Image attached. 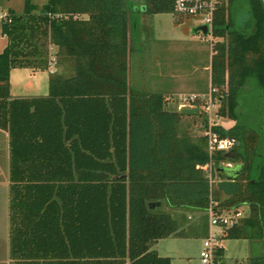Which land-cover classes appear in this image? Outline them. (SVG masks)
<instances>
[{
    "label": "trees",
    "instance_id": "16d2710c",
    "mask_svg": "<svg viewBox=\"0 0 264 264\" xmlns=\"http://www.w3.org/2000/svg\"><path fill=\"white\" fill-rule=\"evenodd\" d=\"M233 1L217 7L210 30V85L219 115L234 119L214 128L235 138L231 156L209 152L204 134L178 131L180 116L200 111L168 109L162 92L130 84L125 0L8 8L0 127L10 145V264H171L151 245L168 235L206 236L208 214L196 222L183 211L207 212L210 200L245 206L221 235L264 241V1L245 0L241 23ZM143 3L149 15L174 13L173 0ZM51 44L63 69L49 72L48 94L11 97V67L47 68ZM208 173L232 177L236 193L224 194ZM222 254L218 245L217 261ZM249 264H264V253Z\"/></svg>",
    "mask_w": 264,
    "mask_h": 264
},
{
    "label": "rangeland",
    "instance_id": "374dc122",
    "mask_svg": "<svg viewBox=\"0 0 264 264\" xmlns=\"http://www.w3.org/2000/svg\"><path fill=\"white\" fill-rule=\"evenodd\" d=\"M34 1L40 3L41 0ZM23 5L24 0H0V7H12L17 11L21 10ZM231 13L236 23L243 22L248 13L247 2L245 0H234L231 5ZM150 16L149 18H151ZM195 22L196 20L192 16H177L171 11L158 12L152 15V20L150 19L145 24V28L138 29L135 32L136 40L139 42L135 44L132 39L130 43L133 49L135 47V53L133 52L134 54L132 53L130 57V84L136 88L141 86L143 88L140 89L145 91L160 90L161 83L164 84V82L158 80L165 77L164 75H160L162 69L174 71L188 69L192 61L201 66V63L205 61L206 52L209 50V40L211 37H209V34L194 30L196 27ZM211 42H213V39H211ZM194 44L195 46L202 44L203 47L200 50L195 49ZM210 46L212 49V44ZM175 60L179 61L178 64L174 62ZM138 63L141 65L140 67H137ZM141 67L142 71L140 70ZM62 69L63 66L59 70ZM209 90L210 84L204 90H190L186 88L178 92H169L164 94V105L171 110L180 109L183 106H191V102L183 100L182 97L185 94L208 92ZM213 100L218 103L217 96ZM230 119L227 116L219 115L217 124L228 127V124L231 122ZM262 123L264 129V118ZM205 124V114L203 111H200L195 117L180 116L177 129L179 132L185 131L192 136H198L204 134ZM183 212L186 214L188 221L196 222L201 215L208 214L204 210H185ZM202 242L203 239L200 234L189 236L168 235L158 238L151 245V248L156 249L160 254L169 255L171 264H200L199 251L202 247ZM233 243V241L226 242L231 249L234 248ZM254 251L255 253H264V241L259 240L257 245L254 246Z\"/></svg>",
    "mask_w": 264,
    "mask_h": 264
},
{
    "label": "crops",
    "instance_id": "0c3cea01",
    "mask_svg": "<svg viewBox=\"0 0 264 264\" xmlns=\"http://www.w3.org/2000/svg\"><path fill=\"white\" fill-rule=\"evenodd\" d=\"M36 5H41L46 2V0H41L40 3L31 0ZM264 1V0H263ZM143 0H125V7L127 11V39L130 47L132 46L131 40L134 43L139 42L136 40L135 32L139 29L145 28V24L152 20V15L144 13L143 11ZM5 8V7H0ZM13 9L12 7H8ZM7 8V9H8ZM23 9V8H22ZM21 10H15L20 12ZM158 13V12H157ZM177 15V14H175ZM149 16L151 18H149ZM195 30V28H194ZM200 31V30H199ZM208 34V33H206ZM209 50H207L205 55V61L201 63V66L190 62L189 68L174 71L162 69L161 76L164 78H159L158 81H163L161 83L160 91L163 94L169 92H178L182 89L189 88L190 90H204L208 84H210L211 78V39L214 40L212 35H209ZM7 43V37L1 31V20H0V51ZM134 45V44H133ZM136 46V45H135ZM202 44H194L195 49H201ZM57 46L54 44L50 45V62L47 68H32L28 66H14L11 67L9 71V93L11 97H31V96H45L48 94V75L50 71L59 70L62 66L56 63L55 50ZM135 53L134 49L131 47L128 55V79H129V65L131 64V54ZM133 53V54H134ZM178 64L179 61H174ZM142 63V62H141ZM161 65V64H160ZM141 65L138 63L137 67ZM162 66V65H161ZM164 68V67H163ZM142 71V67L140 68ZM165 73V74H163ZM166 80V81H165ZM184 80V81H183ZM130 81V79H129ZM137 88H143L141 86ZM228 126L234 123V119H230ZM10 145H9V132L7 129L0 127V264H10L9 255V174H10ZM218 179H216L217 181ZM216 183V182H215ZM242 209H245L243 206ZM209 229V225H208ZM205 237L202 236V239ZM225 241V243H224ZM228 241H233L234 248H230ZM259 242L258 239H249L244 237L232 238L224 237L221 235L219 237V245L223 247V254L218 264H249L250 257L255 254L254 246ZM258 248V246H257ZM164 255V254H162ZM169 256V255H168Z\"/></svg>",
    "mask_w": 264,
    "mask_h": 264
},
{
    "label": "built area",
    "instance_id": "2783aa9c",
    "mask_svg": "<svg viewBox=\"0 0 264 264\" xmlns=\"http://www.w3.org/2000/svg\"><path fill=\"white\" fill-rule=\"evenodd\" d=\"M226 2V0H173V11L176 14L184 16H192L196 20V26L206 24L207 33L210 34L211 25L213 22L214 12L217 7ZM0 20H10V12L7 8H0ZM211 87L208 92H191L185 94L182 98L191 102V106H196L198 111H203L205 114L204 135L207 139V148L209 152L215 150L227 151L232 148L235 138L229 135H220L214 128L217 125L219 116L218 107L219 100L216 103L213 99L216 97ZM225 166H232L231 161L223 162ZM206 165H204L205 167ZM210 181L215 183L216 178H211ZM217 202L210 200L207 207L208 213V233L203 238L202 247L199 251L200 264H217L215 258V248L219 245V237L224 229L234 225L238 218L243 214L242 207L236 209L219 208L215 206Z\"/></svg>",
    "mask_w": 264,
    "mask_h": 264
},
{
    "label": "water",
    "instance_id": "95a60500",
    "mask_svg": "<svg viewBox=\"0 0 264 264\" xmlns=\"http://www.w3.org/2000/svg\"><path fill=\"white\" fill-rule=\"evenodd\" d=\"M144 8V4L142 5ZM195 30H200L202 33L206 34L207 33V26L206 24H200L195 27ZM181 113H188V114H193L198 112V108L196 106H183L180 109ZM233 148H230L229 150L226 151V154L231 156L233 155ZM228 171H234L236 170L235 167L232 166H226L225 167ZM216 187L223 191L224 194L230 195L236 193L237 190V184L235 180L232 177H227V178H221L216 181ZM155 204H160V201L157 200L154 202Z\"/></svg>",
    "mask_w": 264,
    "mask_h": 264
}]
</instances>
